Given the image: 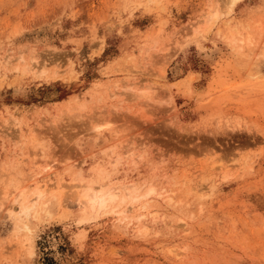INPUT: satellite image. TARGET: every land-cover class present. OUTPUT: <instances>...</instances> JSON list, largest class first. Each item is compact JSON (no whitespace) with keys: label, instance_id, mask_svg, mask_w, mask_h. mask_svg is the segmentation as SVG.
Listing matches in <instances>:
<instances>
[{"label":"rangeland","instance_id":"rangeland-1","mask_svg":"<svg viewBox=\"0 0 264 264\" xmlns=\"http://www.w3.org/2000/svg\"><path fill=\"white\" fill-rule=\"evenodd\" d=\"M230 2L0 0V264H264V0Z\"/></svg>","mask_w":264,"mask_h":264},{"label":"bare ground","instance_id":"bare-ground-1","mask_svg":"<svg viewBox=\"0 0 264 264\" xmlns=\"http://www.w3.org/2000/svg\"><path fill=\"white\" fill-rule=\"evenodd\" d=\"M237 0H232V2H230V3H235ZM197 101H201V98L200 97H198L197 98ZM97 188H98V186H97ZM94 189H96V187L94 188ZM94 193H91V194H85L86 196H85V198H84V203H85V205H86V207L88 208V209H94V208H98V209H100V210H103V208L105 209L107 206H109V204L110 203H113V202H115V200H116V198H117V195H116V193L113 191V190H109L108 192H101V191H97L96 190V192L95 191H93ZM124 199H126V198H124ZM123 202H124V200H123ZM121 204V203H120ZM119 204V205H120ZM111 205V204H110ZM113 206V205H112ZM127 207V206H126ZM125 207V208H126ZM115 208V207H114ZM114 208H112V209H114ZM110 209H111V207H110ZM128 209V208H127ZM118 210V209H117ZM116 210V213L118 212ZM125 212V211H124ZM127 212H128V210H127ZM115 212H113V214H114ZM126 214V213H125ZM129 214V213H128ZM121 215H123V214H121ZM120 215V216H121ZM126 217H127V215H126Z\"/></svg>","mask_w":264,"mask_h":264}]
</instances>
